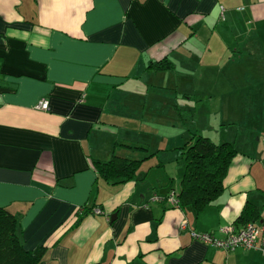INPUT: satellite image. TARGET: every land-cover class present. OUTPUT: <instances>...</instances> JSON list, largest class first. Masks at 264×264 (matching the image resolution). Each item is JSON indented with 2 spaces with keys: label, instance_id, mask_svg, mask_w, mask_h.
I'll return each instance as SVG.
<instances>
[{
  "label": "crops",
  "instance_id": "obj_1",
  "mask_svg": "<svg viewBox=\"0 0 264 264\" xmlns=\"http://www.w3.org/2000/svg\"><path fill=\"white\" fill-rule=\"evenodd\" d=\"M164 58L170 69H147ZM42 99L46 110L35 108ZM214 101L259 110L242 123L264 118V0H0V207L16 216L22 246L44 248L38 264H264V232L257 249L232 251L191 234L243 225L245 205L264 222V146L246 145L254 139L237 142L236 130L215 141L236 155L204 209L162 201L179 188L180 147L195 134L185 121L213 114ZM155 130L176 155L125 183L98 177L93 161L138 159L143 147L124 145Z\"/></svg>",
  "mask_w": 264,
  "mask_h": 264
},
{
  "label": "trees",
  "instance_id": "obj_2",
  "mask_svg": "<svg viewBox=\"0 0 264 264\" xmlns=\"http://www.w3.org/2000/svg\"><path fill=\"white\" fill-rule=\"evenodd\" d=\"M172 67L166 58L151 62L147 69L158 71ZM135 149L132 145H124ZM184 162L183 173L176 191L169 188L162 201H167L170 191L176 194V204L181 209H192L199 212L212 203L223 190V180L236 149L230 142H213L209 137L193 134L181 147ZM141 159H132L112 155L109 160L93 161V168L103 181L120 184L136 179ZM85 214V212H84ZM259 214L252 205H245L237 222L245 224L254 221ZM17 218L6 208L0 207V264H38L42 259L44 248L41 246L25 249L16 232ZM236 226V225H235Z\"/></svg>",
  "mask_w": 264,
  "mask_h": 264
},
{
  "label": "rangeland",
  "instance_id": "obj_3",
  "mask_svg": "<svg viewBox=\"0 0 264 264\" xmlns=\"http://www.w3.org/2000/svg\"><path fill=\"white\" fill-rule=\"evenodd\" d=\"M253 89L254 88H247L245 89V91L243 90L244 92L242 91L243 92L242 94L244 95L243 97L244 101L246 102L249 101V99L253 96V93H254ZM235 95H237V93H235ZM158 96H160V94H158L157 97ZM169 104L170 105L167 104L166 107L171 108L172 105L171 103ZM210 105H212L211 106L212 110H210V106L208 103H203V104L198 103L197 104L198 109L202 110V108L205 107V110H207V112H209L208 110H210V112L212 111L213 114L206 113L207 118H204L205 114L203 111V113L198 115L197 119H193L192 121L189 120L188 122L185 121L186 124L191 125L189 134L195 133L197 135L200 134V135L207 136V137L210 135L211 137L209 138L213 142H215L217 140H223L224 136H228L229 134L230 136H233L237 130V131H240V133L236 137L237 142H241L242 144H245L246 142L245 140L251 141L252 139H254V141L250 145L248 142H246V145L249 147H256V148L264 146V118L258 121V119L251 120V117H249L248 120L246 121L247 123H242L241 121V118L245 117L248 113H252V115H256V116L258 115L259 113L258 109H255V112L248 111L249 109L251 110L254 109V106L251 103L250 104H247V103L239 104L238 106L231 104L230 105L231 107H226L214 101ZM238 108H246L247 112L241 115L242 114L241 112L237 113ZM246 109H238V110L246 111ZM222 111L229 113V117H230L229 120L221 119ZM238 114L241 115L239 116V119L237 118ZM209 117L211 119H209ZM134 123H136V121H134ZM138 123L140 122L138 121ZM141 123L144 124V119L142 120ZM230 123H233V124H230ZM240 123L245 127L239 126ZM164 126L167 127L165 123H164ZM256 128L259 131L256 130ZM253 130H256L257 133H254L253 136H249V132ZM163 132L165 131L159 132V130H155V131H150V132H145V133L143 131L141 133H137L138 139H136V141L133 140V142L130 143L132 146L143 147L142 150L133 152L135 156L137 155L138 159L142 160L138 168V171H137L138 174L141 173V175L143 176L144 172H147L149 166H152V164L157 165L160 160H166L167 156H172L173 154L176 155L175 150H172L171 152H167L164 149V143L168 141L171 137H169V135ZM131 136L133 138H136L132 133H131ZM161 142H162V147H160ZM220 142H223V141H220ZM159 148H161L160 151H159ZM135 156H133V158ZM172 159L173 160L171 161V163L167 164V169H169L171 172L173 171L176 173L180 164H177L176 158H172ZM180 161L181 160H179V162ZM180 163L182 165L184 164L183 162H180Z\"/></svg>",
  "mask_w": 264,
  "mask_h": 264
},
{
  "label": "built area",
  "instance_id": "obj_4",
  "mask_svg": "<svg viewBox=\"0 0 264 264\" xmlns=\"http://www.w3.org/2000/svg\"><path fill=\"white\" fill-rule=\"evenodd\" d=\"M35 108L46 110L48 108V101L45 99L40 100ZM167 201L172 205L176 204V194L174 191L168 193ZM94 212L100 213V210L95 209ZM185 224V222L181 223L182 229L186 228ZM220 231L221 236H217L214 233L196 231H191V234L195 240L225 251H232L238 247L246 250L257 249L259 236L264 232V222L258 224L254 221H249L239 227H236L234 224H227ZM261 245H264V241L261 242ZM260 249L264 252V248L260 247Z\"/></svg>",
  "mask_w": 264,
  "mask_h": 264
},
{
  "label": "water",
  "instance_id": "obj_5",
  "mask_svg": "<svg viewBox=\"0 0 264 264\" xmlns=\"http://www.w3.org/2000/svg\"><path fill=\"white\" fill-rule=\"evenodd\" d=\"M115 217V215H112V218H114Z\"/></svg>",
  "mask_w": 264,
  "mask_h": 264
}]
</instances>
